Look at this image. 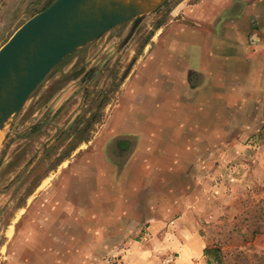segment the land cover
<instances>
[{
    "label": "rangeland",
    "instance_id": "rangeland-1",
    "mask_svg": "<svg viewBox=\"0 0 264 264\" xmlns=\"http://www.w3.org/2000/svg\"><path fill=\"white\" fill-rule=\"evenodd\" d=\"M49 1L0 0V47ZM206 1L216 0H170L154 13L145 15L120 48L122 53H118L113 66L105 64L102 69L94 68L102 47H88L99 43V38L79 48L50 71L17 116L6 123L0 132V264H22L21 254L26 250L16 246L17 234L30 221L37 206L42 201V205L47 204V193H52L56 186L65 182L66 193L73 198L71 202L80 206V194L90 192L81 186L82 179L100 175V166L95 169L93 164L104 134L100 129L110 122L116 92L129 73L127 66L131 61L133 64L142 59V45L155 44L159 30L174 23L187 29L191 24L195 26L186 14ZM229 1L232 6L225 12V19L231 13L238 15L234 16L235 20H246L245 43L251 52L249 55L264 49V0ZM133 21L112 28L103 34L100 43L115 39L113 43L117 47ZM128 44L130 47L124 49ZM232 66H241V79L250 78L249 64L239 65L232 60ZM247 85L232 83V99L222 100V94L218 93L220 99L215 100L214 116H199L200 126H214L215 147L188 149L197 154L198 163L140 164L144 171L156 172L155 176L160 177L144 180L150 184L143 188L145 194H180L185 189V186L180 188L181 183L189 181L165 179L166 175L177 170L197 174L194 181L198 205L194 216L201 222L200 228L178 229L174 221L181 211L166 217L150 212L151 220L158 215L165 223L162 228H151V232L144 226L124 227L128 212L124 206L112 203L107 195L111 188L106 183L105 193L97 196L96 202L91 200L94 196H89L91 205L82 206L86 212L78 211L77 219L66 217L55 226L40 227L39 219L34 221V247L25 252L29 264H64L62 260L66 258L68 245L73 249L81 247L84 251L81 254L90 264L98 263L110 250L119 251L128 263H137L138 257L153 261L169 253L179 256L184 233V236L198 234L206 242L203 256L212 264H264V94L261 102L255 100L253 90H245ZM243 93L249 94L248 98H239ZM56 94L69 96L54 110L49 103ZM107 150L112 161L122 152L114 144ZM185 151L182 149L183 156L188 155ZM116 169L120 173L127 172V164L120 163ZM102 197L103 204H99ZM60 199H64L63 192ZM26 234L31 235L30 231ZM148 234L152 241L149 244L145 243ZM153 234L157 237L152 238Z\"/></svg>",
    "mask_w": 264,
    "mask_h": 264
},
{
    "label": "crops",
    "instance_id": "crops-1",
    "mask_svg": "<svg viewBox=\"0 0 264 264\" xmlns=\"http://www.w3.org/2000/svg\"><path fill=\"white\" fill-rule=\"evenodd\" d=\"M231 6L232 1L229 0L206 1L201 5L198 4L186 14L193 19L195 26L191 24L187 29L174 23L168 28L159 30L155 44L142 45V59L133 64L131 61L130 65L127 63L129 73L125 80L121 81L116 92L117 101L112 107L110 122L101 126L100 129V132L104 134L101 135L100 151L94 157L93 163L95 169H99L100 166V175L95 174L82 179L84 182L81 186L90 192L87 195L80 194V206L76 207L71 202L72 195L66 193V183L62 182L56 186L52 193H47L49 196L47 204L42 205V201L32 214L30 221L18 232L16 246L20 245L22 251H28L27 248L34 247L35 220L39 219L40 223L37 225L40 227L45 224L55 226L66 217L77 219L78 211L86 212L82 206L91 205L89 196H94V200H91L96 202L97 196L103 195L105 193L103 189L107 186L111 188L107 195L110 196L112 203L124 206L128 212L124 227L144 226L151 232V228L155 226L162 228L165 223L163 219L158 218V215L151 220L150 212H158L166 217L165 215L178 211H181V214L174 221L178 229L201 227V222L194 216V212H197L196 205H198V189L194 181L197 179V174L177 170L166 175L165 179L189 181L181 183L180 188L185 186V189L183 188L180 194H145L142 193L143 188L149 187L150 184L147 185L144 180L160 177L155 176L156 172L144 171L140 164L198 163L197 154L188 152V149L215 147L214 126H200L199 116H214L215 100L220 99L218 93L222 94V100L230 101L232 83L248 84L245 90H253L254 99L262 101L264 49L262 47L249 55L250 50L245 43L248 33L247 24L244 22L246 20L244 18L235 20L234 16L238 15L233 16L231 13L227 14L228 18L225 19V12L229 11ZM121 36L122 34L119 38ZM103 39L102 35L99 41H94L99 43L96 42L88 47H102L100 50L102 53L94 63V68L97 69H102L105 64L113 66L118 55L122 53V50L115 49L116 44L113 43L115 39L108 43H100ZM129 45L124 49L129 48ZM232 60L239 65L249 64L250 78L247 81L241 79L242 75L239 71L241 66H232ZM247 66L243 68L246 70ZM232 77L235 80L231 79ZM248 95L243 93L238 97L248 98ZM68 96L56 94L50 100L49 106H53L51 108L54 110L60 108ZM113 144L122 150L120 154H116L114 161L111 160L107 150ZM182 149H186L187 156H183ZM120 163L127 164V172H117L116 168ZM141 180L142 184H140ZM124 188L126 190L122 192ZM62 192L65 200L60 199ZM151 196L154 198L152 199ZM102 201L103 197L98 201L99 204H103ZM27 231H30V236H27ZM184 235L185 233L183 236L180 235L182 237L180 240L184 243L179 248L180 261L190 264H212L203 256L206 242L198 234ZM147 237L145 243L149 244L152 242L151 235L148 234ZM156 237L157 235L153 234L152 238ZM116 239L119 240V236ZM180 240L179 244H181ZM68 248L66 258L62 260L64 264H90L81 254L84 252L80 250L81 247L73 249V246L68 245ZM25 252L21 254L20 262L29 264ZM149 253L151 254V250ZM112 254L120 255L121 253L113 250L105 252L96 264H102L103 260ZM128 254L127 252V256ZM137 260L141 262L132 261L129 264L151 262L146 257H138Z\"/></svg>",
    "mask_w": 264,
    "mask_h": 264
},
{
    "label": "water",
    "instance_id": "water-1",
    "mask_svg": "<svg viewBox=\"0 0 264 264\" xmlns=\"http://www.w3.org/2000/svg\"><path fill=\"white\" fill-rule=\"evenodd\" d=\"M170 0H52L26 20L0 47V132L64 58L112 28L134 20L116 47L131 38L145 15Z\"/></svg>",
    "mask_w": 264,
    "mask_h": 264
},
{
    "label": "built area",
    "instance_id": "built-area-1",
    "mask_svg": "<svg viewBox=\"0 0 264 264\" xmlns=\"http://www.w3.org/2000/svg\"><path fill=\"white\" fill-rule=\"evenodd\" d=\"M103 264H129V263L126 260H124L122 256L112 254L103 260ZM149 264H187V263L180 261L178 255L176 256L174 253H169L155 258Z\"/></svg>",
    "mask_w": 264,
    "mask_h": 264
},
{
    "label": "bare ground",
    "instance_id": "bare-ground-1",
    "mask_svg": "<svg viewBox=\"0 0 264 264\" xmlns=\"http://www.w3.org/2000/svg\"><path fill=\"white\" fill-rule=\"evenodd\" d=\"M145 1V3H146V5H150V4H152V3H154V2H158V1H160V0H144Z\"/></svg>",
    "mask_w": 264,
    "mask_h": 264
},
{
    "label": "trees",
    "instance_id": "trees-1",
    "mask_svg": "<svg viewBox=\"0 0 264 264\" xmlns=\"http://www.w3.org/2000/svg\"><path fill=\"white\" fill-rule=\"evenodd\" d=\"M52 0H50L40 11L44 10L50 3H51ZM39 11V12H40ZM38 13V12H37ZM204 253H205V250H204Z\"/></svg>",
    "mask_w": 264,
    "mask_h": 264
},
{
    "label": "flooded vegetation",
    "instance_id": "flooded-vegetation-1",
    "mask_svg": "<svg viewBox=\"0 0 264 264\" xmlns=\"http://www.w3.org/2000/svg\"><path fill=\"white\" fill-rule=\"evenodd\" d=\"M100 38V37H99Z\"/></svg>",
    "mask_w": 264,
    "mask_h": 264
}]
</instances>
